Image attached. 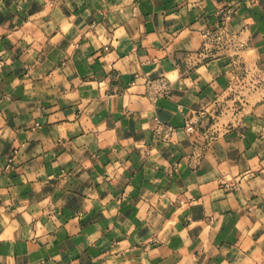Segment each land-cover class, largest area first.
<instances>
[{"label":"crops","instance_id":"0c3cea01","mask_svg":"<svg viewBox=\"0 0 264 264\" xmlns=\"http://www.w3.org/2000/svg\"><path fill=\"white\" fill-rule=\"evenodd\" d=\"M0 264H264V0H0Z\"/></svg>","mask_w":264,"mask_h":264},{"label":"built area","instance_id":"2783aa9c","mask_svg":"<svg viewBox=\"0 0 264 264\" xmlns=\"http://www.w3.org/2000/svg\"><path fill=\"white\" fill-rule=\"evenodd\" d=\"M226 48L230 52L232 51L234 54H238V52L242 49V44L240 42H236L235 38L225 31L224 25L220 24L214 29L207 30L203 33L202 45L200 49L194 53V58L198 60V62H204L207 59L214 58L217 56V53L224 51ZM258 79L259 77L254 74L248 75L245 73L244 75L240 76L237 73L234 81L236 82L235 85H246V87L251 90L254 89L258 84ZM229 87L232 88L231 82ZM168 92L169 83L163 77L147 82V94L152 98H156L158 96H167ZM207 115V110L191 112L184 123V129L187 134L194 135L197 132L198 124ZM152 131L156 140L168 141L173 136L175 128L172 125L164 123L156 118ZM224 186L226 188L237 187L235 183H225Z\"/></svg>","mask_w":264,"mask_h":264}]
</instances>
